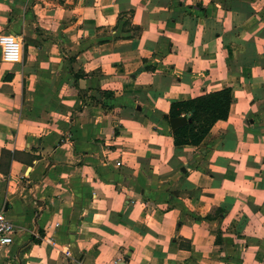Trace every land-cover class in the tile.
Listing matches in <instances>:
<instances>
[{
    "label": "crops",
    "instance_id": "crops-1",
    "mask_svg": "<svg viewBox=\"0 0 264 264\" xmlns=\"http://www.w3.org/2000/svg\"><path fill=\"white\" fill-rule=\"evenodd\" d=\"M1 32L0 264H264V0H0Z\"/></svg>",
    "mask_w": 264,
    "mask_h": 264
},
{
    "label": "trees",
    "instance_id": "trees-1",
    "mask_svg": "<svg viewBox=\"0 0 264 264\" xmlns=\"http://www.w3.org/2000/svg\"><path fill=\"white\" fill-rule=\"evenodd\" d=\"M231 101V90L228 88L197 99L175 103L172 116L180 115L179 109H176L179 107L191 113L194 120L192 128L187 129L189 132L183 129L185 125H182L180 130L178 129L176 141L179 143L201 141L216 120L225 119L228 116ZM196 126L197 130H195Z\"/></svg>",
    "mask_w": 264,
    "mask_h": 264
},
{
    "label": "built area",
    "instance_id": "built-area-1",
    "mask_svg": "<svg viewBox=\"0 0 264 264\" xmlns=\"http://www.w3.org/2000/svg\"><path fill=\"white\" fill-rule=\"evenodd\" d=\"M0 48L2 59L6 62L21 61L24 54L23 40L10 32L0 33ZM120 164V163H119ZM17 232L15 223L9 218L4 209L0 210V252L14 241Z\"/></svg>",
    "mask_w": 264,
    "mask_h": 264
},
{
    "label": "water",
    "instance_id": "water-1",
    "mask_svg": "<svg viewBox=\"0 0 264 264\" xmlns=\"http://www.w3.org/2000/svg\"><path fill=\"white\" fill-rule=\"evenodd\" d=\"M190 117H191V113L187 114L186 116H182V117H173L171 119L173 127L177 128L178 126L186 123Z\"/></svg>",
    "mask_w": 264,
    "mask_h": 264
}]
</instances>
